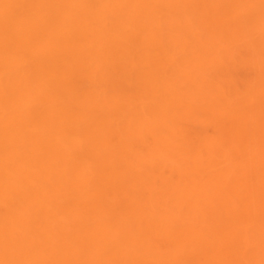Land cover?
I'll return each mask as SVG.
<instances>
[{
  "label": "bare ground",
  "instance_id": "6f19581e",
  "mask_svg": "<svg viewBox=\"0 0 264 264\" xmlns=\"http://www.w3.org/2000/svg\"><path fill=\"white\" fill-rule=\"evenodd\" d=\"M0 264H264V0H0Z\"/></svg>",
  "mask_w": 264,
  "mask_h": 264
}]
</instances>
